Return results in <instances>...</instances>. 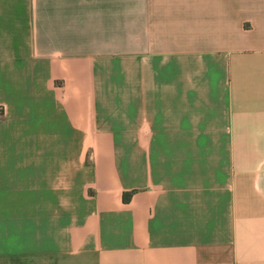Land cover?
<instances>
[{
	"label": "crops",
	"instance_id": "obj_1",
	"mask_svg": "<svg viewBox=\"0 0 264 264\" xmlns=\"http://www.w3.org/2000/svg\"><path fill=\"white\" fill-rule=\"evenodd\" d=\"M0 264H264V0H0Z\"/></svg>",
	"mask_w": 264,
	"mask_h": 264
}]
</instances>
